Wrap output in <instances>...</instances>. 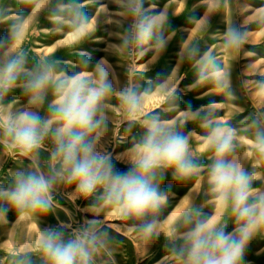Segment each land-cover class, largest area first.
<instances>
[{
  "label": "clouds",
  "instance_id": "9594fccd",
  "mask_svg": "<svg viewBox=\"0 0 264 264\" xmlns=\"http://www.w3.org/2000/svg\"><path fill=\"white\" fill-rule=\"evenodd\" d=\"M127 10L133 23L123 45L138 47L141 54L149 45L163 50L166 18L147 14L144 0H127ZM52 22L58 30L70 29L74 42L94 30V21L78 0L59 5ZM25 23L12 24L7 40L0 39V100L17 87L27 98L25 108L14 114H4L0 106V137L13 154L29 159L31 165L15 173L7 190L0 189V200L7 205H0V220L10 210L21 219L45 215L52 206L54 189L64 185L74 187L85 200L96 196L123 220L140 222L133 230L150 241L161 235L157 217L167 201V191L161 190L165 174L171 172L174 180L184 181L206 168L208 191L213 202L225 210L233 229L227 230L223 217L205 215L189 202L163 235L172 244L177 264H246L251 242L264 236V191L253 187L254 176L235 157L236 129L211 112L202 118L206 134L201 151L208 153L210 161L203 165L193 158L189 136L175 121L161 120L155 110H146L145 99L151 90L128 86L119 92L122 114L130 124L140 121L144 132L131 148L127 165L118 168L111 154L99 146L107 127L105 102L113 93L103 62L93 71L74 74L43 61L29 68L21 48ZM245 40L243 32L230 28L224 43L236 50ZM197 51H192L193 58ZM82 63L86 67L91 61L85 58ZM198 67L200 81L227 86L223 70L210 55L201 57ZM258 91L264 95V81L259 82ZM156 93H163L164 98L172 95L164 91L163 84ZM49 95L52 99L42 116L40 110ZM46 141L51 149L44 170L39 154L46 150ZM249 144L264 158V112L251 121ZM107 244L108 233L94 221L67 238L53 225L40 234L34 250L11 252L10 264H33V254L43 264H96Z\"/></svg>",
  "mask_w": 264,
  "mask_h": 264
},
{
  "label": "rangeland",
  "instance_id": "374dc122",
  "mask_svg": "<svg viewBox=\"0 0 264 264\" xmlns=\"http://www.w3.org/2000/svg\"><path fill=\"white\" fill-rule=\"evenodd\" d=\"M69 2L0 0V39L7 40L12 24L26 22L21 48L27 67L43 61L74 74L93 71L103 62L113 93L105 102L107 127L102 131L99 146L111 154L118 168L127 165L131 148L144 132L140 121L130 124L124 118L119 100L122 89L135 85L141 91L151 90L145 99L146 110H155L161 120L175 121L178 129L189 136L193 158L203 165L210 161L208 153L201 151L202 137L206 134L202 118L211 112L214 118L235 128L238 137L235 157L254 176L253 187L264 191V158L249 144L251 121L264 112V95L258 91L259 82L264 81V0H144L147 14H162L166 18L163 35L167 43L163 50L145 46L143 54L138 47L123 45L133 23L127 0H78L94 21V30L78 42H74L70 29L58 30L52 22L58 6ZM230 28L246 36L239 49L225 47ZM193 50H198L194 58ZM206 54L223 70L226 87L199 80L198 62ZM85 58L91 61L86 67L82 63ZM161 84L165 92L172 93L171 97L156 93ZM51 99L49 95L40 110L42 116L46 115ZM26 105L27 98L20 87L0 100L6 115ZM50 149L51 144L46 141V150L39 154L44 170ZM30 165L29 159L13 154L0 137V189L7 190L15 173ZM161 190L167 191V201L157 217L161 235L145 241L133 230L140 222L121 219L96 196L85 200L74 187L58 185L45 215L21 219L10 210L0 220V264H10V254L17 248L34 250L40 234L50 226L62 229L67 238L91 221L108 233L107 247L96 264H177L172 244L163 231L189 202L205 215L223 217L227 230L233 229L225 210L213 202L208 191L206 168L184 181L174 180L168 172ZM0 205L7 206L2 200ZM32 259L33 264H43L38 254H33ZM246 264H264V236L251 242Z\"/></svg>",
  "mask_w": 264,
  "mask_h": 264
},
{
  "label": "bare ground",
  "instance_id": "6f19581e",
  "mask_svg": "<svg viewBox=\"0 0 264 264\" xmlns=\"http://www.w3.org/2000/svg\"><path fill=\"white\" fill-rule=\"evenodd\" d=\"M169 18V17H168ZM174 18V17H173ZM175 18H177V17H175ZM172 20V19H171ZM172 22H174L173 20H172Z\"/></svg>",
  "mask_w": 264,
  "mask_h": 264
}]
</instances>
